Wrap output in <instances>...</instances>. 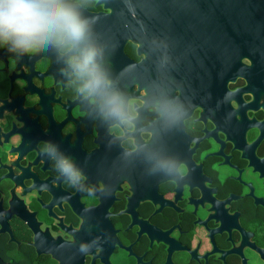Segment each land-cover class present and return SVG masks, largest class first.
<instances>
[{"label":"flooded vegetation","instance_id":"obj_1","mask_svg":"<svg viewBox=\"0 0 264 264\" xmlns=\"http://www.w3.org/2000/svg\"><path fill=\"white\" fill-rule=\"evenodd\" d=\"M215 1L88 0L114 86L138 102L120 139L144 148L127 158L63 60L0 46V264H264V44L221 51ZM165 99L189 118L166 127ZM148 153L183 160L185 179L150 176Z\"/></svg>","mask_w":264,"mask_h":264},{"label":"clouds","instance_id":"obj_2","mask_svg":"<svg viewBox=\"0 0 264 264\" xmlns=\"http://www.w3.org/2000/svg\"><path fill=\"white\" fill-rule=\"evenodd\" d=\"M88 0H0V46L17 56L34 53L38 50L50 52L55 62L63 60L66 68H60L62 75L70 76L66 86L74 89L75 99L80 103L87 101L96 109L100 120L108 124L107 131L112 137L107 146L112 147L119 140L120 156L127 158L139 153L144 145L134 142L133 137L120 139L123 125L133 131L134 121L138 117L132 98L125 99L124 94L114 86L109 68L104 62V46L98 42V33L94 25L97 17L87 14ZM81 104V103H80ZM193 111L194 105L188 101ZM155 110L150 107L149 111ZM158 115L168 128L179 126L189 118V109L179 99H165L159 104ZM110 122V123H108ZM145 143L151 133H143ZM42 152L54 154L56 170L73 187L93 196L97 189L84 186L86 177L70 157L57 153L56 147L46 144ZM152 163L148 174L154 176L162 172L173 183H181L187 174L183 160L148 153ZM104 193L101 186L98 189ZM90 245L81 244L79 250L87 252Z\"/></svg>","mask_w":264,"mask_h":264},{"label":"water","instance_id":"obj_3","mask_svg":"<svg viewBox=\"0 0 264 264\" xmlns=\"http://www.w3.org/2000/svg\"><path fill=\"white\" fill-rule=\"evenodd\" d=\"M215 5L221 51L242 43L264 44V0H216Z\"/></svg>","mask_w":264,"mask_h":264}]
</instances>
